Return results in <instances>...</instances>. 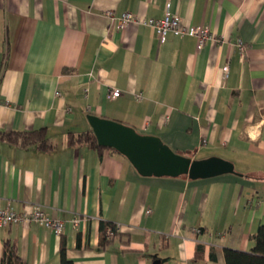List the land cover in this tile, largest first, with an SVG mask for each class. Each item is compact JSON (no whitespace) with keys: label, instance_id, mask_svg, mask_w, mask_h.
I'll list each match as a JSON object with an SVG mask.
<instances>
[{"label":"crops","instance_id":"obj_1","mask_svg":"<svg viewBox=\"0 0 264 264\" xmlns=\"http://www.w3.org/2000/svg\"><path fill=\"white\" fill-rule=\"evenodd\" d=\"M167 5L213 37L160 44L152 27L105 16L161 18ZM89 114L234 172L143 176L119 152L68 143ZM36 129L50 149L0 141V203L39 205L64 229L0 227V264L6 243L25 264H61L62 243L71 264H226L224 248L251 251L264 224V0H0V130ZM101 221L121 235L102 245Z\"/></svg>","mask_w":264,"mask_h":264},{"label":"water","instance_id":"obj_2","mask_svg":"<svg viewBox=\"0 0 264 264\" xmlns=\"http://www.w3.org/2000/svg\"><path fill=\"white\" fill-rule=\"evenodd\" d=\"M87 119L98 145L123 154L143 176L187 175L196 179L234 172L229 161L219 157L191 159L175 152L160 137L141 134L123 122L93 114Z\"/></svg>","mask_w":264,"mask_h":264},{"label":"built area","instance_id":"obj_3","mask_svg":"<svg viewBox=\"0 0 264 264\" xmlns=\"http://www.w3.org/2000/svg\"><path fill=\"white\" fill-rule=\"evenodd\" d=\"M169 8V5H167L161 18H145L130 11L116 15L112 10H106L105 16L110 22H116L120 29H123L130 23L152 27L157 34L158 42L160 44L164 43L168 36H194L198 39V48H201L205 40L213 37L209 25L183 23L180 17L173 13ZM235 44L241 60H243L246 56L247 45L241 39H238ZM120 94V90L110 88L108 97L115 99ZM30 221L38 222L57 236L62 234L65 225L63 220L46 217L39 205H32L28 211L20 212L14 209L9 203H6V205L0 203V227ZM78 221V218H73L71 221L72 226L75 227L78 224ZM115 228L120 229V226L115 224ZM192 232L199 233L200 229L193 228ZM106 234L108 237L112 234V229L110 227L107 228Z\"/></svg>","mask_w":264,"mask_h":264},{"label":"trees","instance_id":"obj_4","mask_svg":"<svg viewBox=\"0 0 264 264\" xmlns=\"http://www.w3.org/2000/svg\"><path fill=\"white\" fill-rule=\"evenodd\" d=\"M68 143L71 145L85 144L96 149H104L98 145L96 137L91 129L81 132H69L67 136ZM0 141H7L18 146H35L39 150H48L52 147L44 129H36L32 131H3L0 130ZM114 152V148H108ZM110 227L112 234L107 236L106 230ZM100 243L102 245L110 242L115 236L121 235L119 229L115 228V224L108 221H101L99 225ZM254 240V248L251 251H241L232 248H224V259L226 264H264V224H261L257 231L252 235ZM61 264H71L65 257V247L62 243L60 248ZM1 264H25L18 253L15 246L10 243L5 244L4 254Z\"/></svg>","mask_w":264,"mask_h":264}]
</instances>
